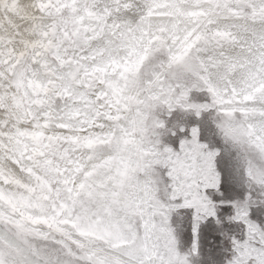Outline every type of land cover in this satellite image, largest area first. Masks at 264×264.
Listing matches in <instances>:
<instances>
[{"label": "snow or ice", "instance_id": "6c2138e0", "mask_svg": "<svg viewBox=\"0 0 264 264\" xmlns=\"http://www.w3.org/2000/svg\"><path fill=\"white\" fill-rule=\"evenodd\" d=\"M0 264H264V0H0Z\"/></svg>", "mask_w": 264, "mask_h": 264}]
</instances>
